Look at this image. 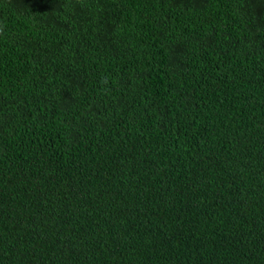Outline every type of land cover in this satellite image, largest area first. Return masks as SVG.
Here are the masks:
<instances>
[{"label": "trees", "instance_id": "16d2710c", "mask_svg": "<svg viewBox=\"0 0 264 264\" xmlns=\"http://www.w3.org/2000/svg\"><path fill=\"white\" fill-rule=\"evenodd\" d=\"M0 264H264V0H0Z\"/></svg>", "mask_w": 264, "mask_h": 264}]
</instances>
